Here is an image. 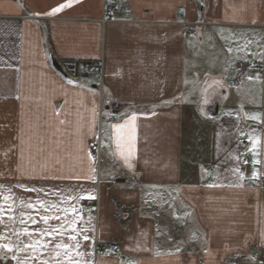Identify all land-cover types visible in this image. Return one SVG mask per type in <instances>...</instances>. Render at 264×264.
Masks as SVG:
<instances>
[{
    "label": "crops",
    "instance_id": "crops-1",
    "mask_svg": "<svg viewBox=\"0 0 264 264\" xmlns=\"http://www.w3.org/2000/svg\"><path fill=\"white\" fill-rule=\"evenodd\" d=\"M120 1L103 21L105 0H0V161L14 146L0 164V244L28 264H67L56 243L79 264H252L264 245V0ZM100 57L93 87L78 63ZM235 59L247 66L233 86ZM99 240L119 257L96 254Z\"/></svg>",
    "mask_w": 264,
    "mask_h": 264
},
{
    "label": "built area",
    "instance_id": "built-area-1",
    "mask_svg": "<svg viewBox=\"0 0 264 264\" xmlns=\"http://www.w3.org/2000/svg\"><path fill=\"white\" fill-rule=\"evenodd\" d=\"M122 11V2L120 0H105L104 3V18L103 21L114 19V17ZM188 32V28L185 29ZM75 63L76 61H69L67 64V71L73 72L75 70ZM80 65V71L85 76V78L90 83H95L98 86H101L103 81V59L99 58L96 60H82L78 63ZM246 68V64L244 61L240 59H235L234 62L229 65L228 72L231 77L227 79V84L236 86L238 85V78L237 72L239 70H243ZM263 97H264V87H263ZM264 101V99H263ZM264 108V102H263ZM101 110V109H100ZM248 160H251L248 157ZM259 187L264 188V177L260 175L259 177ZM171 236L176 237L182 232L181 226L175 224L170 228ZM95 253L102 254L107 257L111 258H118L119 257V249L117 247V243L114 240H99L96 241L95 244ZM255 256L260 259L264 260V245H258ZM233 260L238 263L242 264L243 261L237 255H234Z\"/></svg>",
    "mask_w": 264,
    "mask_h": 264
},
{
    "label": "snow or ice",
    "instance_id": "snow-or-ice-1",
    "mask_svg": "<svg viewBox=\"0 0 264 264\" xmlns=\"http://www.w3.org/2000/svg\"><path fill=\"white\" fill-rule=\"evenodd\" d=\"M197 4L201 7V8H204L207 6V3H208V0H196ZM66 5H60L59 7L57 8H54L52 10L51 13H48L49 15H52V14H55L56 12L60 11L63 7H65ZM67 6H71V0H69ZM184 9H181V11H183ZM262 60H264V56L261 57ZM72 81H69V83H71ZM205 104L209 103V99L205 98L204 101H203ZM136 119V116L135 114H132L130 116V120L129 121H126V123L128 122H132V121H135ZM7 126L6 125H0V128H6ZM113 128H116V129H119L121 127V125L119 124H116V125H112ZM119 147V144L117 145ZM13 145H9L7 147V149L4 151V158H3V161H0V164H6L10 158H11V155L12 152H13ZM254 176H255V173H254ZM21 187H23V185H21ZM28 191H36L35 189H26ZM41 191H43V189H41ZM90 199H94L95 197L94 196H91L89 195ZM37 204H40L41 206H44V201H41V200H37ZM27 207L29 208H32L33 205L31 203H29L27 205ZM51 207H55V205H51ZM0 211H2V209H0ZM31 219V217H29ZM49 219L50 217L49 216H44L43 217V223L45 225H47L49 223ZM58 219V217H57ZM24 221H21V223H23ZM35 223V221H33ZM60 231L59 229H56V228H53V229H48V228H45L43 230H41L42 234H51V233H56ZM71 231L73 233L76 232V229H71ZM23 234L24 235H28V236H31V234L28 232L27 228H25L23 230ZM81 235H83V239L85 241H88L90 240V237L86 234L83 233V231L80 233ZM17 237H19L20 233H16ZM60 235L62 236L63 235V232L60 231ZM71 239L73 240H76V243L74 245H72L71 247L74 248V249H79L80 247V243H79V240L76 238L75 235L71 236L70 237ZM0 239H4V237H0ZM22 243V242H21ZM38 245H39V241H34L33 243L29 244V245H25L24 247H21L20 244H17L16 245V250L17 251H25L26 249L30 248L32 250V252H36L38 250ZM40 247L44 248V249H47V244H44V245H40ZM65 249V252H64V256L67 258V264H79L78 261H74L71 256H70V249H69V245L68 244H62V243H56L55 244V249ZM0 249H6L7 252L9 253H12V256H11V259L13 260H17L18 261V264H28V258L25 257L24 260H20L16 255H15V252H14V249H13V244L11 242V240H9L8 243H3V244H0ZM176 252L179 253L180 252V248L177 247L176 249ZM56 256H60V252L59 251H56ZM77 254H80L79 252ZM35 259V257H33ZM248 259L251 260L252 264H264V260H260L258 259L256 256H251V257H248ZM8 260V257L5 256V257H0V261H4L5 264H6V261ZM41 264H48V261L44 260L41 262ZM57 264H60V261H57Z\"/></svg>",
    "mask_w": 264,
    "mask_h": 264
},
{
    "label": "water",
    "instance_id": "water-1",
    "mask_svg": "<svg viewBox=\"0 0 264 264\" xmlns=\"http://www.w3.org/2000/svg\"><path fill=\"white\" fill-rule=\"evenodd\" d=\"M51 62H52V65L55 67V69H57L60 73L64 74L62 69H61V66L59 65V63L54 59L53 56H51ZM93 87H95V85H93Z\"/></svg>",
    "mask_w": 264,
    "mask_h": 264
},
{
    "label": "rangeland",
    "instance_id": "rangeland-1",
    "mask_svg": "<svg viewBox=\"0 0 264 264\" xmlns=\"http://www.w3.org/2000/svg\"><path fill=\"white\" fill-rule=\"evenodd\" d=\"M101 58V57H100ZM225 64H227V63H225ZM103 67H104V65H103ZM201 67H203V69H205L204 67V64H203V61H200V66L198 67V68H201ZM209 69V68H208ZM211 70V69H210ZM103 74H104V71H103ZM205 74H206V72H204V73H202L199 77H205ZM225 75H224V77L225 78H227V76H228V73L227 72H225L224 73ZM86 79V78H85ZM87 80V79H86ZM88 81V80H87Z\"/></svg>",
    "mask_w": 264,
    "mask_h": 264
}]
</instances>
